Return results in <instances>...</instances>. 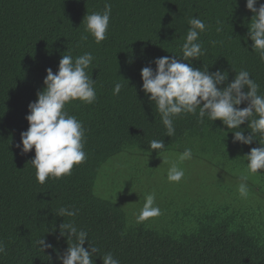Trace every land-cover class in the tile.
I'll list each match as a JSON object with an SVG mask.
<instances>
[{
    "label": "trees",
    "instance_id": "16d2710c",
    "mask_svg": "<svg viewBox=\"0 0 264 264\" xmlns=\"http://www.w3.org/2000/svg\"><path fill=\"white\" fill-rule=\"evenodd\" d=\"M108 2L107 38L97 44L85 32L83 18L102 11L105 0H0V240L6 247L0 264H62L57 256L75 237L61 236L59 225L69 222L86 230L99 249L95 264H102L99 256L107 252L121 264H264V169L249 173L246 157L259 141L233 142L235 130L219 119L205 117L201 123L192 114L175 118V135L167 136L155 102L142 91L141 77L143 67L155 69V58L182 54L188 20L198 16L208 28L199 37L205 54L190 61L193 66L227 71L229 82L246 69L264 94V61L247 36L253 13L246 0ZM85 52L95 57L87 71L96 80L97 100L77 99L66 109L86 129L87 159L74 165L71 175L40 184L31 163L34 148L22 154L16 147L29 127L28 105L44 87L46 69L55 73L63 55ZM116 82L123 85L118 95L113 94ZM241 128L249 134L247 122ZM153 139H162L165 147L151 150ZM185 148L220 168L223 177L210 194L168 211L166 225H151L149 219L137 224L119 203L97 192L110 158L130 149L156 156L181 154ZM243 175L248 176L246 199L238 192ZM62 207L77 209V215L58 216ZM42 237L53 247L43 251L36 243Z\"/></svg>",
    "mask_w": 264,
    "mask_h": 264
},
{
    "label": "clouds",
    "instance_id": "9594fccd",
    "mask_svg": "<svg viewBox=\"0 0 264 264\" xmlns=\"http://www.w3.org/2000/svg\"><path fill=\"white\" fill-rule=\"evenodd\" d=\"M245 6L253 13L247 33L252 41L251 49L264 61V3L260 0H246ZM111 13L112 5L105 0L102 11L86 14L83 18L85 32L90 33L97 44L107 38ZM188 25L186 38L180 47L181 55L157 57L152 62L155 69L151 64L141 69L142 91L150 102H155L169 137L175 135L174 119L192 114L197 115L201 123L205 117L211 121L219 119L227 129L235 130L231 131L234 133L233 142L251 145L254 140H258L259 146L252 147L246 157L248 172L259 174L258 170L264 169V140L257 139V136L264 138V94L260 93V85L246 69L235 72L234 78L229 82L227 71L216 69L212 72L208 67L204 70L194 67L190 61L205 54L199 37L207 31L208 26L198 16L191 17ZM220 30L217 28V31ZM81 39L87 40L88 36L82 35ZM94 59L91 52L75 58L71 53L63 55L57 72L54 73L51 68L46 69L44 87L38 90L37 99L28 105L29 113L25 118L29 127L21 132V142L16 147L21 149L22 154L34 148L35 156L31 163L36 169V179L40 184H44L49 177L59 179L71 175L74 165L87 159L84 151L86 129L75 115L69 114L66 105L77 99L86 104L96 102V80L87 71ZM122 87L121 83L116 82L113 94L118 95ZM242 103L246 104L243 108L239 107ZM245 122L250 129L247 135L241 128ZM148 146L151 150L165 147L162 139H153ZM191 158L192 149L185 148L178 161ZM164 162L169 164L168 180L180 182L185 172L178 166V162L167 159ZM247 180V175L241 176L238 186L239 195L245 199L249 194ZM77 212V209L62 207L57 215L74 217ZM161 214L155 193H149L136 216V223H143ZM59 229L61 236H66L67 240L75 237V241L68 244L63 255L57 256V260L62 261V264H95L94 258L99 249L89 242L86 230H78L72 222L61 223ZM86 240L87 248L84 247ZM36 243L43 251L53 247L43 237ZM0 255H6L3 240H0ZM99 257L102 264H121L112 252Z\"/></svg>",
    "mask_w": 264,
    "mask_h": 264
},
{
    "label": "rangeland",
    "instance_id": "374dc122",
    "mask_svg": "<svg viewBox=\"0 0 264 264\" xmlns=\"http://www.w3.org/2000/svg\"><path fill=\"white\" fill-rule=\"evenodd\" d=\"M132 152L135 151L122 152L104 163L103 175L97 181V192L119 203L132 217L139 214L145 196L154 192L162 214L150 218L148 223L151 225H166L170 216L168 211L188 205L194 197L210 194L212 184L219 185L223 177L222 170L214 167L206 158L192 157L179 162L180 154L173 151L156 156ZM165 159L177 161L184 170L185 175L180 182L168 180L169 164L164 162ZM216 162L221 160L218 158Z\"/></svg>",
    "mask_w": 264,
    "mask_h": 264
}]
</instances>
